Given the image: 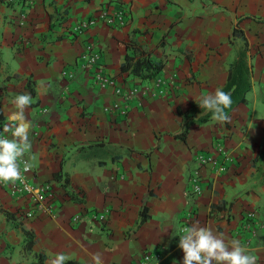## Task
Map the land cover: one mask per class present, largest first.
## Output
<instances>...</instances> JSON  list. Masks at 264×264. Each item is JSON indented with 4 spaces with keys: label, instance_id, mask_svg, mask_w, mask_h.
<instances>
[{
    "label": "crops",
    "instance_id": "crops-1",
    "mask_svg": "<svg viewBox=\"0 0 264 264\" xmlns=\"http://www.w3.org/2000/svg\"><path fill=\"white\" fill-rule=\"evenodd\" d=\"M102 7H122L128 24L69 33ZM89 42L123 85L140 79L131 66L121 70L125 58L131 65L149 58L162 65L155 77L175 75L178 89L148 98L126 118L105 113L118 98L81 70ZM245 44L246 102L232 108L229 122L211 117L176 138L184 115L200 116L199 99L226 84ZM0 88L5 125L15 96L31 95L26 154L35 180L56 188L60 207L54 219L24 220L20 203L0 189V264H49L59 253L67 264H93L96 252L104 264H182L179 237L194 222L238 240L264 264V0H0ZM217 142L229 155L225 172L196 160ZM100 212L108 213L104 223L95 219ZM23 226L33 235L29 248Z\"/></svg>",
    "mask_w": 264,
    "mask_h": 264
},
{
    "label": "built area",
    "instance_id": "built-area-1",
    "mask_svg": "<svg viewBox=\"0 0 264 264\" xmlns=\"http://www.w3.org/2000/svg\"><path fill=\"white\" fill-rule=\"evenodd\" d=\"M8 3H17L19 0H7ZM25 19V14L21 16ZM129 22L126 10L122 7L114 11H109L108 8H100L95 14L80 20L71 25L69 33L75 37L80 36L88 30L97 26L98 23H103L109 27L123 28ZM79 63L82 71L89 73L91 83L100 90H111L118 98L108 106L104 107V112L119 118H126L135 110L143 106L145 100L152 96H166L173 93L179 87V81L175 75L166 77L147 78L153 79L150 84L146 83V79H139L135 84L130 86L123 85L118 79L111 75L105 68L101 51L89 42L84 46L83 52L79 55ZM63 74H66L64 72ZM71 77V73H68ZM22 161L27 163L29 171L24 172L25 163L19 162L23 183L16 181L12 183H0V189L3 190L10 199L20 203L18 208L19 217L24 220L33 219L35 217H46L54 219L59 211V201L56 193V188L49 181L38 182L35 180V171L29 163L28 156L25 152ZM198 165L209 164L218 172L227 170L226 163L229 161V155L221 142L215 143L212 152H200L196 154ZM28 187H38L40 189V197H34L32 193L26 190ZM192 192L200 193V183L197 179L192 181ZM107 212H100L95 215V219L99 223H104L107 220ZM254 214L248 213L246 219L253 220ZM78 216L72 218V221L77 222ZM144 260H149V255L144 256Z\"/></svg>",
    "mask_w": 264,
    "mask_h": 264
},
{
    "label": "clouds",
    "instance_id": "clouds-1",
    "mask_svg": "<svg viewBox=\"0 0 264 264\" xmlns=\"http://www.w3.org/2000/svg\"><path fill=\"white\" fill-rule=\"evenodd\" d=\"M32 103L29 93L15 96L8 115V123L0 133V183L21 181L23 177L19 162L25 163L24 172L29 171L27 163L22 161L25 152L31 148L29 130L31 122L26 117V110ZM230 93L221 88L199 99L198 107L212 113V118L221 123L229 122L225 109L231 106ZM10 134V135H8ZM34 197H40V189L25 185ZM178 247L183 252L182 264H256V257L251 254L238 240L226 242L223 234H216L212 228L194 222L182 229ZM93 264H104L100 252L91 256ZM67 256L59 253L49 264H65Z\"/></svg>",
    "mask_w": 264,
    "mask_h": 264
},
{
    "label": "trees",
    "instance_id": "trees-1",
    "mask_svg": "<svg viewBox=\"0 0 264 264\" xmlns=\"http://www.w3.org/2000/svg\"><path fill=\"white\" fill-rule=\"evenodd\" d=\"M235 34L236 32L233 31ZM131 68V72L133 75L137 76L140 79H147V78H153L156 76V74L159 73L161 70L162 65L160 63L152 62L149 58H143L141 60H137L134 62L133 65L129 62V59L126 57L124 64L121 66L122 71L128 70L129 67ZM251 74H250V66L247 62L246 58V44L245 46L239 50L237 58L231 63L228 69V76L226 84L221 88L225 92L230 93L231 95V106L227 109H225V112L227 115H229L232 108L239 104H244L246 102V95L251 90ZM1 91V88H0ZM1 93H0V102H1ZM183 116V115H182ZM212 117V113L205 109L203 113L200 114V116L194 118L192 114H185L184 118L186 119V122L184 124V127L178 135H176V138L180 139L181 141H184L186 139L188 129L192 125H200L208 122L210 118ZM4 119L0 113V133L3 132ZM57 180L60 179V177H56ZM67 180H63L62 187H66ZM66 194L68 196L69 200H72L76 203H82L83 199L81 197V193L71 191H66ZM144 220V217H142V221ZM24 230V233L26 234V238L24 240V243L29 248L33 243V235L30 233L28 229H26L25 226L22 227ZM38 264H42V260H38ZM67 264V263H65Z\"/></svg>",
    "mask_w": 264,
    "mask_h": 264
},
{
    "label": "rangeland",
    "instance_id": "rangeland-1",
    "mask_svg": "<svg viewBox=\"0 0 264 264\" xmlns=\"http://www.w3.org/2000/svg\"><path fill=\"white\" fill-rule=\"evenodd\" d=\"M162 97H164V96H162ZM141 108H142V107H139V108L136 107L135 109H141ZM199 111H202V110H199Z\"/></svg>",
    "mask_w": 264,
    "mask_h": 264
}]
</instances>
